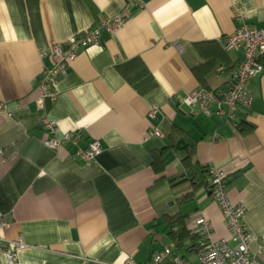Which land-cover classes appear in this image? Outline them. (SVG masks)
Here are the masks:
<instances>
[{"label": "crops", "instance_id": "crops-1", "mask_svg": "<svg viewBox=\"0 0 264 264\" xmlns=\"http://www.w3.org/2000/svg\"><path fill=\"white\" fill-rule=\"evenodd\" d=\"M123 4L0 0V101L12 110L0 116V221L7 223L0 239L22 237L15 264H121L129 256L146 264L163 246L176 251L165 214H187L188 224L201 213L213 238L232 246L220 207L200 183L213 164L225 173L230 202L244 205L249 251L264 264V68L248 85L252 100L237 126L181 102L193 89L225 85L228 73L216 66L227 70L242 55L221 46L237 26L232 6L264 28V0H143L115 32L101 29L97 44L78 49L56 97L38 106L40 74L50 63L40 52L52 43L67 50L70 36ZM44 117L56 120L50 136L70 131L75 142L46 146ZM150 125L162 135L148 136ZM91 139L102 150L84 161L75 151ZM175 177L186 180L172 184ZM184 258L198 264L195 252Z\"/></svg>", "mask_w": 264, "mask_h": 264}, {"label": "built area", "instance_id": "built-area-1", "mask_svg": "<svg viewBox=\"0 0 264 264\" xmlns=\"http://www.w3.org/2000/svg\"><path fill=\"white\" fill-rule=\"evenodd\" d=\"M121 10L113 16L106 18L100 24L86 29L68 38L69 48L63 50L59 43H52L49 50L41 51L42 57L50 58L49 66H45L40 74L41 92L36 103L42 106L43 100L56 97L55 88L57 79L66 72L67 61L74 59L78 49L89 45L97 44L101 29L109 33L115 32L130 14L133 6L141 7L143 0H123ZM232 17L237 26L230 34L223 36L221 46L225 51H235L242 49V55L235 65L226 70L223 64L216 66L218 72L227 71L228 80L224 86L208 90L203 87L186 92L181 102L189 107L196 106L204 114H216L222 116L223 120L237 126V113L250 106L252 96L248 90L250 81L258 76L264 66L261 56L264 55V28L250 25L247 15L236 4L232 6ZM158 106L153 105L147 111V118L151 122L155 119ZM12 110L0 101V116H11ZM41 127L47 132L43 143L56 148L66 141L75 142L73 132H63L62 138L50 136L56 128V120L44 117ZM148 136H161V132L156 125H150ZM218 134L213 133V139ZM102 148L97 139H91L85 148H78L75 155L84 161L96 158ZM208 189L212 199L220 207L225 218V223L230 231L231 238L236 241L234 245H229L225 239L213 238L211 223L201 213H196L188 220V225L193 228L199 238L196 250L198 264H259L257 254L249 251V240L251 234L243 225L242 217L245 207L241 203L233 204L228 198L225 187V173L213 164L207 166ZM7 223L0 221V227ZM24 242L21 236L12 240L0 239V257L4 255L6 264H15L17 251L23 248ZM121 264H138L132 257H127ZM146 264H189L178 252L170 246H163L154 252L151 260Z\"/></svg>", "mask_w": 264, "mask_h": 264}, {"label": "trees", "instance_id": "trees-1", "mask_svg": "<svg viewBox=\"0 0 264 264\" xmlns=\"http://www.w3.org/2000/svg\"><path fill=\"white\" fill-rule=\"evenodd\" d=\"M230 68V67H229ZM227 68V69H229ZM244 124L243 122H239L240 125ZM249 129V127L247 128ZM241 131H244V128H240ZM189 155H185L182 161H188ZM204 173L208 174L207 167L203 169ZM183 180H177V178H171L170 182L172 184H179ZM205 186H208V182L206 178L200 181ZM190 216V215H189ZM187 214L175 213L172 215L165 214L164 222L166 223V235L169 237L173 247L176 252H178L182 257H185L187 253L196 252L197 244H198V234L197 232L191 228L188 224H186V220L188 219Z\"/></svg>", "mask_w": 264, "mask_h": 264}, {"label": "rangeland", "instance_id": "rangeland-1", "mask_svg": "<svg viewBox=\"0 0 264 264\" xmlns=\"http://www.w3.org/2000/svg\"><path fill=\"white\" fill-rule=\"evenodd\" d=\"M164 241H165V243H166L167 245H169V244H168L169 242L167 241V239H165ZM186 255H187V254H186Z\"/></svg>", "mask_w": 264, "mask_h": 264}]
</instances>
